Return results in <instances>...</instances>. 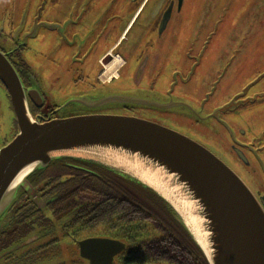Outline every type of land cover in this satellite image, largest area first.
<instances>
[{"label": "flooded vegetation", "instance_id": "flooded-vegetation-1", "mask_svg": "<svg viewBox=\"0 0 264 264\" xmlns=\"http://www.w3.org/2000/svg\"><path fill=\"white\" fill-rule=\"evenodd\" d=\"M59 1L62 0H53L57 3ZM64 1L66 9L64 20L60 24L64 26L63 34H10L5 31V21L0 23V54L16 70L26 92L34 91L32 97H27L32 116L41 122L83 114L135 116L164 125L202 144L197 140L200 136L191 134V126L188 128L189 125L184 123L185 111L181 102L184 103L185 98L194 102L192 98L198 97L196 92L200 77L197 76V71L201 67L202 59L211 58L213 51L219 53L222 46L217 50L212 49L210 54H200L198 60L201 45L205 43L204 40L201 42L200 34H171L169 23L175 21L179 24L189 15L190 0H183L181 7L178 0ZM169 7L170 20L166 28L159 32ZM195 8L196 5L192 8L193 14ZM209 10L211 11L210 7ZM131 25L134 26L128 32ZM189 32L191 33L190 29ZM47 36H50L45 43L48 51H43L41 47ZM54 42L61 45L62 49L56 60L50 52L54 49ZM25 55H33L56 66L66 65L70 72H74L73 77L66 81L70 86L82 88L78 97L97 98L106 95L105 93L130 94L137 98L172 103V107L148 111L137 110L133 106L107 110L90 108L74 112L65 110L66 113L63 114L61 107L47 106V98L42 88L44 85L41 80L40 84L32 76L31 63ZM116 56L123 60L118 68V75L103 82L101 76L105 67ZM196 59L199 63L186 82L185 77L196 65ZM91 69H97V72ZM187 113L192 114V111L188 110ZM180 125L188 133L183 132ZM17 133L18 124L10 96L0 79V149ZM207 144L213 146L211 143ZM251 144L232 142L229 146L235 160L248 167L255 161L254 157L241 150V147L249 149ZM203 146L209 149L206 145ZM214 154L240 175L230 164L233 162L232 157L223 158ZM91 179L97 180V184L106 183L124 190L128 188L126 192L130 199L136 198L135 187L126 185V182L99 167L75 160L50 163L41 178L36 183H30L32 189L21 192L19 200L9 210L6 219L0 222V257L12 262H16L14 259L27 262L31 260L35 264H90L89 258L82 254L81 243L90 239H106L124 245L114 255L113 264H176L151 256L154 245L165 255L170 248L176 247L175 243L170 245L172 241L168 239V234L160 239L159 244L153 245L156 240L151 210L148 209L149 223L143 221L137 225L135 214L127 222L124 213L112 208L115 199L120 196L119 191L81 189ZM263 186L264 184L261 185ZM254 193L258 198H264L261 191ZM104 194L108 195L107 198ZM155 226L160 227L159 224ZM138 227L142 228L138 230ZM162 230L160 227V231ZM177 230L182 234L179 228ZM181 244L178 246L184 249V244Z\"/></svg>", "mask_w": 264, "mask_h": 264}, {"label": "water", "instance_id": "water-1", "mask_svg": "<svg viewBox=\"0 0 264 264\" xmlns=\"http://www.w3.org/2000/svg\"><path fill=\"white\" fill-rule=\"evenodd\" d=\"M178 1L181 7L183 0ZM195 5L196 0H190L189 15L179 24L169 23L171 34L197 33L192 19ZM170 17L169 7L159 32L166 28ZM189 29L191 33H188ZM203 53H199L198 60ZM214 56L213 51L211 58L208 57L209 65ZM197 63L196 59V65L185 77L186 82L194 74ZM201 67L197 71L198 77ZM0 79L8 91L18 124L17 135L0 149V222L6 219L19 188L33 172L48 167L56 159L71 158L104 166L152 191L173 209L208 264H264V198H258L238 174L202 144L164 125L135 116L83 114L41 122L32 116L28 104L27 97H32L34 91L26 92L18 73L1 54ZM199 87L198 82V96ZM105 94L97 98L72 97L61 105V111L65 114V110L74 112L90 108L107 110L133 106L148 111L172 107V103L130 94ZM190 102L193 101L188 98L181 102L184 116L199 114ZM227 109L218 110L216 116ZM188 110L192 114H188ZM106 153L137 158L169 181L170 189L174 188L191 203L194 214L200 219L205 248L166 198L124 169L109 164L105 160ZM81 244L82 254L89 258L90 264H113L114 255L124 248L122 243L106 239H90Z\"/></svg>", "mask_w": 264, "mask_h": 264}, {"label": "rangeland", "instance_id": "rangeland-1", "mask_svg": "<svg viewBox=\"0 0 264 264\" xmlns=\"http://www.w3.org/2000/svg\"><path fill=\"white\" fill-rule=\"evenodd\" d=\"M65 9L64 0L58 3L53 0H0V23L5 21V31L10 34H63L64 27L60 24ZM192 19L196 34H201V42H205L200 52L203 53L207 46L204 54H210L219 46L222 49L215 53L210 65V59L206 66L203 60L199 96L190 102L199 114L183 116L184 123L188 128L191 126V134L200 136L197 140L214 153L223 158L232 157L230 164L240 178L253 192L261 191L264 195V186L261 187L264 184V0H196ZM49 37L44 39L41 50L48 51L45 43ZM50 52L56 60L62 52L61 45L54 42ZM25 57L31 63L32 76L45 86L42 88L48 107H61L80 94L82 88L70 86L66 81L74 73L66 65L56 66L33 55ZM91 70L97 72V69ZM225 107L228 109L216 116L217 111ZM179 128L183 130L181 125ZM232 142L252 143L249 149L241 147L254 157L252 165L248 167L235 160L229 148ZM14 260L16 262L0 257V264H35L31 260Z\"/></svg>", "mask_w": 264, "mask_h": 264}, {"label": "trees", "instance_id": "trees-1", "mask_svg": "<svg viewBox=\"0 0 264 264\" xmlns=\"http://www.w3.org/2000/svg\"><path fill=\"white\" fill-rule=\"evenodd\" d=\"M66 160H75L79 161L84 164L88 165H94L96 167H99L103 169V171L112 174L113 176L117 177L123 182H126V185H130L136 188V198L130 199L129 194L126 192L128 190H124L121 187H112L111 185H108L106 183L97 184V180H89L88 185H83L82 190L86 191H103V192H113V191H119L120 196L118 195V198L115 199L112 208L113 210L116 209L117 212L124 213L127 218V222H129V219L133 217V215H136V222L137 225H140L143 221L149 223L150 214L148 209L151 210V219L153 223V232H154V240L153 245L159 244L160 239L165 237V234H168V239L171 240L172 244H176V247L173 249H169V252L162 253L159 251V247L155 246L153 247L151 256L153 258L156 257V259H163V260H169L173 261L176 264H208L203 252L200 250V248L195 244V242L192 240L190 235L187 233V231L184 229V227L179 223L177 220V216L174 213L173 209L166 204L163 200H161L158 196H156L152 191L142 187L141 185L117 174L116 172L109 170L108 168L92 163V162H85L80 161L76 159L71 158H60L54 160L52 163H63ZM52 166V165H51ZM46 171V168L39 169L33 172L26 180L25 183L19 188L17 192V197L14 202V204L19 200L21 196L22 191H29L31 190L30 183H36V180L41 178V175H43ZM122 182V183H123ZM124 187V184H123ZM105 198H107L108 195H103ZM128 201H125V200ZM150 199V200H148ZM13 204V205H14ZM157 204V205H156ZM12 205V206H13ZM12 208V207H11ZM10 208V209H11ZM155 224H159L160 227L163 228V233L160 231V227L155 226ZM143 227V226H142ZM142 227H138V230H140ZM177 228H179L180 232L182 234L178 233ZM184 244V249H181L178 245Z\"/></svg>", "mask_w": 264, "mask_h": 264}, {"label": "bare ground", "instance_id": "bare-ground-1", "mask_svg": "<svg viewBox=\"0 0 264 264\" xmlns=\"http://www.w3.org/2000/svg\"><path fill=\"white\" fill-rule=\"evenodd\" d=\"M122 63L123 60H121L120 57H114L112 61L106 65L105 72L102 74L101 80L103 82H108L110 78L117 76L118 68L122 65ZM106 154L105 160H107L109 164L124 169L126 172L132 174L154 188L158 193L166 198L182 216L186 226L192 232L196 240L203 248H205V235L201 228L200 219L194 214V209L191 203L182 198L174 188L170 189L169 181H166L157 170L153 171L143 161H140L137 158H131L130 156L124 155L121 156L119 154ZM25 174H27V172L21 175L17 183L25 176Z\"/></svg>", "mask_w": 264, "mask_h": 264}]
</instances>
